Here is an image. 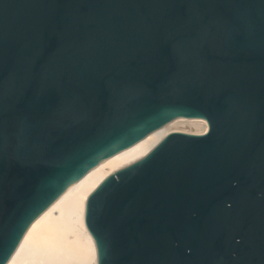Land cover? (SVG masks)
Listing matches in <instances>:
<instances>
[{"label":"water","instance_id":"1","mask_svg":"<svg viewBox=\"0 0 264 264\" xmlns=\"http://www.w3.org/2000/svg\"><path fill=\"white\" fill-rule=\"evenodd\" d=\"M98 264H264V0H0V264L102 161Z\"/></svg>","mask_w":264,"mask_h":264},{"label":"bare ground","instance_id":"2","mask_svg":"<svg viewBox=\"0 0 264 264\" xmlns=\"http://www.w3.org/2000/svg\"><path fill=\"white\" fill-rule=\"evenodd\" d=\"M204 130L200 119L178 118L102 161L31 224L7 264H98L95 241L85 222L90 193L105 177L146 155L168 133Z\"/></svg>","mask_w":264,"mask_h":264}]
</instances>
